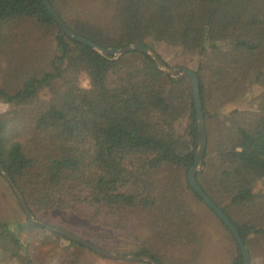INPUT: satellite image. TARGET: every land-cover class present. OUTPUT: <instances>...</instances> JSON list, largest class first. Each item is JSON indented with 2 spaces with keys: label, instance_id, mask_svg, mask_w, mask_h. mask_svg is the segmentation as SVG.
Instances as JSON below:
<instances>
[{
  "label": "trees",
  "instance_id": "trees-1",
  "mask_svg": "<svg viewBox=\"0 0 264 264\" xmlns=\"http://www.w3.org/2000/svg\"><path fill=\"white\" fill-rule=\"evenodd\" d=\"M50 1L100 46L144 43L155 51L151 41L160 42L178 49L180 63L196 62L209 134L198 181L233 221L253 263L264 264V0H94L108 5L98 20L70 14L74 0ZM0 103L9 106L0 113V166L39 221L65 229L51 214L73 212L127 237L84 236L107 250L201 264L207 232L192 194L204 201L187 175L199 137L188 77H172L144 52L116 59L69 38L44 0H0ZM19 206L18 218L0 217V246L12 256L24 250L21 233L45 230ZM220 221L230 264H243ZM136 223L142 237L130 232ZM130 238L136 249L126 247Z\"/></svg>",
  "mask_w": 264,
  "mask_h": 264
},
{
  "label": "rangeland",
  "instance_id": "rangeland-1",
  "mask_svg": "<svg viewBox=\"0 0 264 264\" xmlns=\"http://www.w3.org/2000/svg\"><path fill=\"white\" fill-rule=\"evenodd\" d=\"M105 2L106 1L74 0V6L73 9L71 8L70 14L80 15V16H90L97 18L98 20L100 19L98 17L100 9L108 6ZM49 44L52 45L51 43ZM151 44L155 46L156 48L155 52L161 55V57L169 63V66L173 68L187 66L194 70L196 62H189L186 64L180 63L181 56L177 48L170 47L160 42L155 43L151 41ZM72 46H74L73 43ZM1 61H2V57H1ZM4 62H6V60H4ZM178 63L180 64L177 65ZM81 83L83 86L89 85V80L85 74L82 75ZM8 109H9L8 105L0 103V113L6 112ZM208 139H209V134H208ZM5 186L7 187L9 193H7L6 200L4 198L3 201L2 196L4 195L3 193L5 191L4 189ZM0 190H2V192L0 191V217H2L6 212L7 215L13 214L15 217L18 218V216H20L19 210L21 211V209H19L20 208L19 203L21 202L18 196H16L17 198L15 197L14 195L15 191L14 190L12 191L5 183L4 179L1 178H0ZM191 200L195 206L197 214L200 217L199 223L200 225L204 226L207 232L205 247L200 263L230 264L231 255L229 253L230 248L228 246L229 234L225 226H223L220 219L216 216L215 213L212 212L210 207H208V205L205 202L199 200L197 197L194 196V194H192ZM22 210L23 212H25L24 209ZM51 218H54V222H57L58 224L63 226L65 228L64 230L70 231L73 234H76L77 236L83 239H85L84 236H89L90 238L100 239L101 242L102 241L108 242L107 241L108 239L115 240V242H117L120 238L121 240H126L127 238L126 236L121 234L114 235L112 232H108L107 230H104L102 226L95 225L92 222L83 219V217H80L73 212L57 210L54 212V214H51ZM20 219L21 221H24L26 219L24 213ZM51 226L57 227L54 225ZM133 226L134 227L133 228L131 227L132 229L130 232L132 233L137 232L142 237L144 233L143 231L144 229L141 226V224L136 223ZM43 228H45L44 231L34 228H28L26 231L21 233V239L24 244V250H21L20 254H18L17 256H12L10 253L5 252L4 247L0 246V264H26L27 254L30 257L31 264H152L146 261L130 262V261L108 258L86 247L85 245L83 246L73 245L67 239L55 237L50 233V231L53 232L54 230H51L47 227H43ZM130 240L134 241V244H132V242L130 241V245L126 247L131 249H136L137 245L135 244L134 238H130ZM87 241L91 242L90 240ZM117 246L122 248V246L119 244ZM110 252L118 254L117 252H113V251ZM252 264H254L253 259H252Z\"/></svg>",
  "mask_w": 264,
  "mask_h": 264
},
{
  "label": "water",
  "instance_id": "water-1",
  "mask_svg": "<svg viewBox=\"0 0 264 264\" xmlns=\"http://www.w3.org/2000/svg\"><path fill=\"white\" fill-rule=\"evenodd\" d=\"M45 6L51 13V15L56 19L58 24L60 25L62 31L71 39L84 43L98 52H100L103 55L106 56H114V58H119L120 56L134 52V51H140L147 53L151 55L154 60L156 61V64L158 67L163 70L164 72L170 74L172 77H188L190 79L192 89H193V96H194V104L197 111V119H198V127H199V137H198V147L196 150V160L193 165V167L188 171V180L193 187V189L197 192V194L203 199V201L210 207L214 213L221 219L223 222L227 225L229 230L231 231L232 235L234 236L235 240L237 241V244L239 245L242 253H243V264H252V254L250 252L249 247L245 243L244 239L242 238L239 230L236 228L233 221L230 219L229 216H227L224 211L221 209L218 204L215 203V201L210 197V195L204 190V188L201 186V184L198 181L197 173L203 171V162L205 159V154L207 151V145H208V130L205 120V114H204V105L202 101V95H201V89H200V78L197 74V72L187 66H181L179 68H173L169 66L160 56L158 53H156L151 47L145 45L144 43H132L128 44L121 48L116 47H110L106 48L103 46H100L99 44L95 43L94 41L90 40L89 38H86L84 36H81L76 31H74L72 28L68 26L66 21L60 16V14L57 12L56 8L52 5L50 0H44ZM0 174L6 178L10 184L12 185L14 191L16 192L22 207L27 215V217L30 219V221L33 224L47 227L51 230H54L55 232H58L62 234L65 237L71 238L86 247L94 250L95 252L101 254L102 256L116 259V260H123V261H130V262H140V261H146L150 262L152 264H157L154 260L150 259L146 256H123L116 253H112L110 251H107L100 246L89 242L76 234H73L70 231L53 227L51 225H48L46 223L38 221L34 215L32 214L28 203L22 194L21 190L17 187V185L14 182V179L0 166Z\"/></svg>",
  "mask_w": 264,
  "mask_h": 264
}]
</instances>
